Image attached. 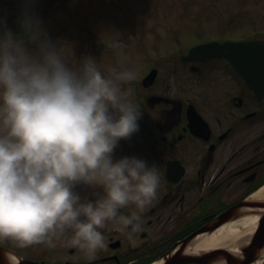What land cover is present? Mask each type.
I'll return each mask as SVG.
<instances>
[{
	"label": "clouds",
	"instance_id": "clouds-1",
	"mask_svg": "<svg viewBox=\"0 0 264 264\" xmlns=\"http://www.w3.org/2000/svg\"><path fill=\"white\" fill-rule=\"evenodd\" d=\"M20 24L23 35L0 18V242L55 247L67 236L92 259L109 221L129 235L142 229L160 187L156 164L113 157L139 129L140 105L123 88L136 71H102L92 55L73 61L38 17L25 12ZM79 183L102 192L82 197Z\"/></svg>",
	"mask_w": 264,
	"mask_h": 264
},
{
	"label": "flooded vegetation",
	"instance_id": "flooded-vegetation-1",
	"mask_svg": "<svg viewBox=\"0 0 264 264\" xmlns=\"http://www.w3.org/2000/svg\"><path fill=\"white\" fill-rule=\"evenodd\" d=\"M23 1L18 4L22 12L28 9L38 15L42 8L47 18L49 11H61L60 0ZM200 15L199 24L192 27H175V21H171L169 43L153 46L148 56L142 54L147 65L143 74L140 69L137 80L141 111L137 133L143 158L149 165H157L161 181L157 195L141 211L143 226L135 232L140 244L132 245L133 233L123 239L127 232L115 229L108 232L107 247L95 259L64 257L53 264H123L130 256L143 261L168 255L184 237L189 242L201 235L194 234L199 228L207 227L202 234L212 233L207 225L264 184V82L262 87H252L225 56L215 51L203 49L189 54L193 46L211 41H264V25H252L246 16L237 21V11L229 9L221 11L219 24L209 35ZM148 17L155 22L158 15ZM150 70L155 71L154 78L144 80ZM257 77L263 80L264 75ZM132 210L134 205L121 209L125 214ZM253 210L264 215L262 207H237L222 221L237 220ZM117 240L119 243H115ZM217 248L222 246L210 250ZM72 249L74 252L77 248ZM262 249L242 264H264ZM217 262L213 259L208 264Z\"/></svg>",
	"mask_w": 264,
	"mask_h": 264
},
{
	"label": "rangeland",
	"instance_id": "rangeland-1",
	"mask_svg": "<svg viewBox=\"0 0 264 264\" xmlns=\"http://www.w3.org/2000/svg\"><path fill=\"white\" fill-rule=\"evenodd\" d=\"M23 0H0V18H3L17 35H23L20 24L28 9L20 10ZM28 1V0H27ZM26 1V2H27ZM51 2L53 0H50ZM58 1V0H57ZM59 10L49 11L48 17L43 15L42 8L38 15L42 26L47 29L48 36L56 43L57 47H63L62 51L73 61H79L85 55H92L97 59V64L102 71L107 72L110 67L117 70L132 68L138 75L140 69L146 68V60L142 57L149 55V51L155 45L163 47L169 43V26L175 21L174 26L192 27L199 24L197 16L203 15L206 23L205 32L210 35L219 24L221 11L236 10L240 16L237 21L246 17L252 20V25H264V0H60ZM86 1V2H83ZM109 2V3H107ZM54 4V3H53ZM69 4V5H68ZM74 4H76L74 6ZM63 7V8H62ZM200 13V14H199ZM158 15L155 22L149 21L148 16ZM193 15V16H192ZM200 15V18H201ZM186 16L188 19H179ZM147 18V19H146ZM202 19V18H201ZM81 26V27H78ZM241 27V26H240ZM83 28V29H82ZM161 28H164L162 30ZM212 29V30H211ZM239 29V28H238ZM156 33H151V31ZM186 31V30H183ZM185 37V34H182ZM191 34L190 36H192ZM197 34L194 35V37ZM186 37L187 34H186ZM159 38H161L159 40ZM186 40V38L184 39ZM190 39L187 38L188 42ZM117 43L118 47H112ZM33 47V45H29ZM146 48L147 51L143 52ZM71 62V61H69ZM136 79V78H135ZM134 79V80H135ZM125 82L123 88L130 92V99L135 102L133 95L136 91L133 81ZM134 89V90H133ZM140 135L135 131L130 137L121 138L114 149V159L123 156H137L143 158ZM145 159V158H143ZM146 160V159H145ZM76 191L82 197L95 199L94 193L102 192L101 186H90L84 183L76 185ZM118 229L111 221L105 227L106 237L108 232ZM129 234L124 233L123 239ZM132 245L140 244L135 232L132 234ZM19 254L29 255L43 259L73 258L78 261L89 260L88 255L76 249L72 255L68 254L71 246L65 236L58 240L55 247H47L43 244L20 248L11 240L0 242ZM46 247V250H45ZM99 249L94 258L101 254ZM49 257V258H48ZM92 258V259H94Z\"/></svg>",
	"mask_w": 264,
	"mask_h": 264
},
{
	"label": "water",
	"instance_id": "water-1",
	"mask_svg": "<svg viewBox=\"0 0 264 264\" xmlns=\"http://www.w3.org/2000/svg\"><path fill=\"white\" fill-rule=\"evenodd\" d=\"M212 50L217 52L220 56L227 57L234 69L254 88L262 87L263 80H259L257 75H264V41L250 40V41H236V42H210L206 45H197L192 48L191 52H198L202 49ZM264 206V201L248 202L243 201L238 206L248 205ZM233 210V209H231ZM227 211L224 215H228ZM221 220V219H220ZM219 224L220 221H217ZM217 227V226H216ZM201 229L199 231H202ZM186 241V240H184ZM264 245V215L259 218L258 224L253 231L249 243L242 247L237 255L238 261L233 260L232 254L225 249H217L206 252L204 254H182L180 250L173 255L166 257L163 264H187L191 262L206 264L208 260L221 258L226 264H240L243 261L251 259L257 252L259 246ZM5 251H10L0 245V264H44L39 261L22 258L16 256V261L7 262L4 259Z\"/></svg>",
	"mask_w": 264,
	"mask_h": 264
},
{
	"label": "bare ground",
	"instance_id": "bare-ground-1",
	"mask_svg": "<svg viewBox=\"0 0 264 264\" xmlns=\"http://www.w3.org/2000/svg\"><path fill=\"white\" fill-rule=\"evenodd\" d=\"M250 197L264 200V185L251 194ZM253 212L252 214L248 213L237 220L218 227L210 234H201L192 238L185 247V252L194 253L197 251H207L215 245H221L222 248L231 251L233 255H237L238 242L240 241L243 245L246 244L257 225L259 212H257V210H253ZM241 227H243V229ZM261 253L264 255V247ZM4 259L7 262H14L16 261V256L12 251H5ZM161 263L162 259H156L149 264ZM216 264H224V261H218Z\"/></svg>",
	"mask_w": 264,
	"mask_h": 264
}]
</instances>
